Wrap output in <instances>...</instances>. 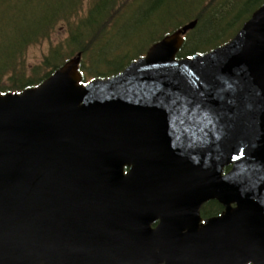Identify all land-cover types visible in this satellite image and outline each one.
<instances>
[{
	"label": "water",
	"instance_id": "water-1",
	"mask_svg": "<svg viewBox=\"0 0 264 264\" xmlns=\"http://www.w3.org/2000/svg\"><path fill=\"white\" fill-rule=\"evenodd\" d=\"M196 25L111 77L79 54L0 92V264H264V4L179 57Z\"/></svg>",
	"mask_w": 264,
	"mask_h": 264
},
{
	"label": "trees",
	"instance_id": "trees-1",
	"mask_svg": "<svg viewBox=\"0 0 264 264\" xmlns=\"http://www.w3.org/2000/svg\"><path fill=\"white\" fill-rule=\"evenodd\" d=\"M85 1L0 0V92L37 86L79 54L84 82L111 77L194 18L198 25L185 34L178 56L204 53L229 41L264 4V0H88L84 8ZM59 30L64 39L58 35L59 41L53 43ZM44 41L52 43L49 51L29 64L28 49ZM209 204L203 208L206 215L220 209L216 200Z\"/></svg>",
	"mask_w": 264,
	"mask_h": 264
},
{
	"label": "rangeland",
	"instance_id": "rangeland-1",
	"mask_svg": "<svg viewBox=\"0 0 264 264\" xmlns=\"http://www.w3.org/2000/svg\"><path fill=\"white\" fill-rule=\"evenodd\" d=\"M88 6V0L85 1V4H84V8H86ZM192 17H194V15H191ZM194 20H197V19H193V20H190L189 22L191 21H194ZM187 22V23H189ZM186 23V24H187ZM185 25V24H184ZM197 25H198V21H197ZM196 25V26H197ZM195 26V27H196ZM194 27V28H195ZM192 28V29H194ZM192 29H189V30H192ZM194 32V31H193ZM64 39V32L59 30L56 34H54L53 38H52V42L53 43H56L57 41H59V36ZM52 43L50 41H44L42 42L41 44H38V45H34V46H30V48L28 49L27 51V54H26V61L29 63V64H32V63H37L38 61L41 60V58L43 57V55L49 51V46L51 45ZM196 44V43H195ZM201 44H199L200 46ZM142 47H144L145 45H141Z\"/></svg>",
	"mask_w": 264,
	"mask_h": 264
},
{
	"label": "flooded vegetation",
	"instance_id": "flooded-vegetation-1",
	"mask_svg": "<svg viewBox=\"0 0 264 264\" xmlns=\"http://www.w3.org/2000/svg\"><path fill=\"white\" fill-rule=\"evenodd\" d=\"M228 169H229V167H227V168L225 169V171L228 170ZM128 170H129V167H126V171H128ZM212 200H216V201L220 204V209H219L216 213H211V214L206 215V214L203 213V208H204V206L210 205L209 203H210ZM224 210H225V205H224L223 203H221V202H220L219 200H217V199H211V200L205 202V203L202 205V207H201V216H202L203 218L219 216V215H221V214L223 213ZM156 225H157V221H156V222L154 221V224H153L152 226H156ZM249 264H251V263H249Z\"/></svg>",
	"mask_w": 264,
	"mask_h": 264
}]
</instances>
